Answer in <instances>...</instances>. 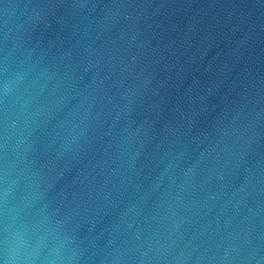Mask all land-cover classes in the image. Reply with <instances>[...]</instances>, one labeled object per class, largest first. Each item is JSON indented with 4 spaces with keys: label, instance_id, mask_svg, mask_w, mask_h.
I'll return each mask as SVG.
<instances>
[{
    "label": "water",
    "instance_id": "1",
    "mask_svg": "<svg viewBox=\"0 0 264 264\" xmlns=\"http://www.w3.org/2000/svg\"><path fill=\"white\" fill-rule=\"evenodd\" d=\"M0 264H264V0H0Z\"/></svg>",
    "mask_w": 264,
    "mask_h": 264
}]
</instances>
